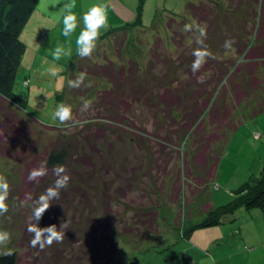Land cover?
<instances>
[{
  "label": "rangeland",
  "instance_id": "rangeland-1",
  "mask_svg": "<svg viewBox=\"0 0 264 264\" xmlns=\"http://www.w3.org/2000/svg\"><path fill=\"white\" fill-rule=\"evenodd\" d=\"M178 1L144 0V25L139 27L111 31L125 23H108L107 29L100 30L108 37L97 40L90 58L75 54L76 39L84 29L80 21L70 37L58 35L50 45L47 40L37 49V43L24 42L13 88L26 99L25 108L0 102V173L10 185L9 210L0 215V230L11 234L10 243L0 246V254L16 251L18 264H264V217L257 206H237L221 222L196 226L185 234V228L198 220L199 212L192 209V202L200 199L193 195L201 190L203 202L208 199L219 206L230 202L235 189L250 175L259 174L264 163V108L251 111L247 104L237 105L233 110L234 127L225 130V139H216L210 147L219 152V158L215 173L203 183L197 175L203 172L201 166L194 163L189 182H183V173L187 175L184 169L180 177L176 174L182 167L181 158L185 161L184 140L186 147L191 143L185 122L194 116L189 110L194 102L188 99V93L211 89L221 70L227 89L241 87L253 98L262 95L260 84L251 85L249 68L254 67L258 83H264V63L256 68V59L261 58H246L243 53L260 45L257 40L264 29V0H241L239 6L230 5L231 16L224 13V17L207 14L211 5L202 2L191 19L193 31L185 32L180 23L171 28L176 46L172 49L165 45L170 32L161 25L164 9L170 11ZM221 6L220 13L228 2ZM227 17L232 18L235 28ZM205 21L209 66L193 73L192 53L199 47L195 25ZM155 35L164 42L152 43ZM226 40L232 41L227 49ZM57 44L70 47L71 56L54 61L52 51ZM110 49L123 59H104ZM130 56L135 59L130 60ZM239 57L242 60L237 63ZM71 61L74 65L70 69ZM53 67L57 76L49 73ZM81 72L87 74L85 84L90 81L91 86L70 88L68 80L76 79ZM109 74L118 85L114 95L104 100L100 90L113 86L103 77ZM145 87L156 95L155 102L138 104L130 100L129 95ZM167 87L177 89L171 92L177 100L176 118L169 112L174 104L162 100L167 97ZM225 97L217 100L223 103ZM84 101H90L91 107L81 112ZM61 102L72 106L76 123L60 124L54 119ZM3 109L11 119L5 118ZM60 147L67 151L64 166L71 179L60 198L52 201L39 226L67 222V229L62 243L54 242L41 251L31 247L32 234L26 230L31 222V201L23 206L21 201L25 193L37 198L54 184L57 177L51 169L38 184L29 183L28 168L36 167L47 153ZM82 158H87L92 167L85 170ZM188 212L193 215L187 216Z\"/></svg>",
  "mask_w": 264,
  "mask_h": 264
},
{
  "label": "trees",
  "instance_id": "trees-1",
  "mask_svg": "<svg viewBox=\"0 0 264 264\" xmlns=\"http://www.w3.org/2000/svg\"><path fill=\"white\" fill-rule=\"evenodd\" d=\"M144 0H138L137 2V8H136V14L133 21L126 22L124 26L120 27H114L111 31H121L122 28L130 27L137 24H143L142 18H141V12H142V3ZM209 2L210 3V9L207 8V14H213L217 15L219 13V8L221 9V4H219L217 1L213 0H197L189 1L187 4V12L188 15H182L175 11H169L168 9H164V16L162 25L164 26L166 31L170 32L169 39L167 38L166 41L168 43H164L165 45L170 46L172 49L176 48L175 41L171 36L173 35V31L171 30L172 27L175 26V24H182L181 27H183L185 24H194L191 19L194 18V14L199 9L202 2ZM37 0H0V102H3L7 105H10L12 108L17 109H24L25 108V102L26 99L19 94L16 93L13 86V79L16 73L17 66L19 64L20 56L24 51L25 43L20 38L19 33L23 26V24L27 21L29 15L31 14L33 8L35 7ZM203 10V9H201ZM205 12V9L204 11ZM155 14V13H154ZM188 18H186V17ZM207 17V16H206ZM155 20L152 18L153 23ZM207 21V20H206ZM203 22L202 24L206 23ZM253 26V25H252ZM160 27L156 26L155 28ZM252 29L250 25V30ZM157 30V29H156ZM110 30L108 32H111ZM158 33V32H157ZM108 37L107 34L103 33L99 36V38ZM161 41V37L159 35H155V38L153 39L152 43ZM163 41V40H162ZM258 43L260 45H255L253 49L251 50L250 47L248 50H244L243 55L246 58L251 57H259L261 59H256L257 61V67L259 68L262 63H264V29L262 28L259 31L258 36ZM164 42V41H163ZM261 46V48L259 47ZM259 47V48H258ZM251 50V51H250ZM257 51V52H255ZM77 54V53H75ZM128 56V55H127ZM109 57V58H108ZM108 57L104 56V59H123L122 55L118 58L117 54L115 52H112V49L108 52ZM148 56H146L144 59H147ZM130 60H134L135 58L130 56ZM139 61L142 59H138ZM242 59L239 57V61L237 63H240ZM243 60H249V59H243ZM119 61V60H118ZM137 61V60H136ZM120 63L122 60L119 61ZM261 62V64H259ZM206 62L202 67V70L207 69L209 65ZM73 61L70 62V69L73 68ZM123 65V64H122ZM207 65V66H206ZM121 66V65H120ZM124 66V65H123ZM206 71V70H205ZM231 71V70H230ZM229 71V73H230ZM222 71H218L217 78H215V83L213 84L212 88L205 89H196L194 91H191L188 93V99L190 101H193L194 104L190 105L192 106L191 109L194 113V116L191 118L190 121L185 122V126H188L189 134L188 137L191 138V143L188 147L186 144V141L184 140L183 149L185 151V161L181 158L182 167L179 170L177 176L180 177V171H184L187 173L185 175L183 172V182L187 183L189 182L188 174H192V167L194 168V164L196 166H201L200 171H203L202 173L197 174L199 180L201 183H203L204 179L207 177H210L215 173V169L217 166V161L219 158V152L216 153V151H212L210 149L212 143L218 139L219 142L225 139L226 131H229L232 129L235 125L234 121V109L236 110L237 105L242 102L248 107L251 111H255L263 109L264 108V83L260 82L258 83L257 78L258 75L257 72L254 70V67L249 68L250 75V82L252 86H255L256 84H260L259 90L261 91L260 98H253V95H248V91L242 89L241 87L236 88V90L231 91L230 89H227V85H225V78L221 73ZM113 73V72H112ZM118 76V75H116ZM103 77L110 79L113 83V86L110 87V89H101V98L104 100H109V95H114V90L117 89L118 81L115 83L114 78L111 74L104 75ZM104 78V79H105ZM118 79V77L116 78ZM183 80L182 76H180V81ZM25 84L27 83V80L25 79L23 81ZM183 83V81H181ZM254 84V85H253ZM175 86V85H174ZM223 87L222 90L220 88ZM177 91V89L174 87L169 88L167 87V97H164L162 100L166 103L174 104L171 106L170 111L172 116L176 118V115L178 113V107H177V100L175 98L176 95H173L171 92L172 90ZM146 87L143 89H140L137 92H133L130 96V100L138 103V104H149L152 102H155L157 100L156 95L152 93L153 91L149 88L148 91H145ZM199 90V91H197ZM165 92V93H166ZM193 93L195 95H193ZM172 95V96H171ZM154 96V97H153ZM226 96L225 99H222L223 103H220L218 101V97ZM105 97V98H104ZM170 98V100H169ZM187 99V100H188ZM124 101H127V98L124 99ZM248 102V103H247ZM227 103V104H226ZM186 102H184V105ZM183 105V106H184ZM0 108H3V104L0 105ZM174 108V109H173ZM185 113L189 115L188 105L185 107ZM1 112H3L5 118L11 119L12 117H9L8 111H5L3 109ZM182 113V109L180 111ZM253 113V112H252ZM1 118V117H0ZM2 124L0 119V125ZM187 128V127H186ZM206 128V130H205ZM1 145V144H0ZM67 159V151L65 147H60L56 150H51L49 153L46 154L44 157V160H48V169H52L53 165L56 164H63L66 162ZM78 160V158L76 159ZM82 162L84 164V169L91 168L92 165H90V161L86 158H82ZM194 163V164H193ZM185 166V167H184ZM38 167V165H36ZM184 167V168H183ZM33 168H35L33 166ZM32 168V169H33ZM184 169V170H183ZM31 170V167L28 168V171ZM205 174V176H203ZM187 176V177H186ZM182 178V177H181ZM185 178L187 180H185ZM201 186V185H200ZM179 191V188H178ZM176 192L177 193L179 192ZM172 192V191H171ZM234 198L225 204L214 206L208 199L201 200L202 192L200 190L199 193L195 196L196 200L199 198L195 204L192 202V209L195 208L196 211L198 210V220L195 222H191L190 226L185 228V234L188 232V230H191L192 228L196 226H205L209 224H216L223 220V216L227 212L233 211L237 206H243L245 208L251 207V206H257L260 208L263 217H264V163L259 171V174L257 176L250 175L249 178L245 181H243L241 184L238 185V187L234 191ZM183 206V204H182ZM183 208V207H181ZM183 211V210H182ZM195 210H193L195 215ZM188 212L187 216H191L193 214H189ZM10 255H6V253L0 254V264H18V254L16 251H10Z\"/></svg>",
  "mask_w": 264,
  "mask_h": 264
},
{
  "label": "clouds",
  "instance_id": "clouds-1",
  "mask_svg": "<svg viewBox=\"0 0 264 264\" xmlns=\"http://www.w3.org/2000/svg\"><path fill=\"white\" fill-rule=\"evenodd\" d=\"M75 5L66 6L68 12L63 19V35L68 38L75 32L77 28V16L71 11V8ZM84 29L80 32L76 39L77 54L81 58H90L96 48V42L101 35L100 30L102 28L107 29L108 18L106 6L102 4L93 5L83 16ZM194 30L192 24H185L184 31L190 32ZM195 30L199 33L196 38V42L199 45L195 49L192 55L195 57L192 63V71L196 73L206 63L207 58L211 56V53L207 50V46L204 44V40L207 36V24L195 25ZM232 41L226 40L224 47L227 49L231 46ZM72 54L71 48H65L63 45L57 44L56 48L52 51V58L54 61H59L63 57H70ZM49 73L52 76H57V69L50 68ZM87 74L81 72L77 75L76 79L68 80V86L70 88H80L81 86L90 87L91 82L85 84ZM91 107L90 101H84L80 111L86 112ZM54 119L60 124H66L69 121L76 123L77 121L73 117V110L70 104L63 102L56 106L54 111ZM2 134V133H0ZM48 160L41 161L38 167L30 170L27 181L29 183H39L40 179L48 174ZM51 171L57 177L54 184L49 186L44 193L39 197L34 198L32 193H25V198L21 201V206L31 201V222L27 225V232L32 234L30 245L33 248H39L41 251L46 247H51L52 244L62 243L65 232L67 229V222H61L59 226L52 224L47 227H40L39 221L42 219L44 213L52 205V201L60 198V193L63 189L67 188L70 182V175L67 173L66 167L63 164H56L52 166ZM10 194V185L4 174L0 173V215H4L8 212L7 200ZM11 241V234L7 231L0 230V246L6 247ZM11 252L6 253L10 255Z\"/></svg>",
  "mask_w": 264,
  "mask_h": 264
},
{
  "label": "crops",
  "instance_id": "crops-1",
  "mask_svg": "<svg viewBox=\"0 0 264 264\" xmlns=\"http://www.w3.org/2000/svg\"><path fill=\"white\" fill-rule=\"evenodd\" d=\"M189 1L196 2L197 0H179L177 2L178 4L170 7V11L182 10L178 13L182 15H188L187 4ZM216 1L223 6L226 4V2H228V6L226 8L225 6L223 7L225 11L218 13L221 16H223L224 13L227 14V16H231L230 11H233L232 6H239L241 3V0ZM137 2L138 0H37L35 7L33 8L27 21L23 24L19 36L25 43L30 42L33 45H36L37 43L36 48L38 49L40 48L41 43H45L48 40L47 42L50 45L54 38H56L58 35H63V19L68 12V7L66 6H71L74 4L75 6L71 8V11L76 14L77 23L79 21L84 23L83 16L90 7L97 4L105 5L108 23L118 25L123 21V23H126L132 21L135 18ZM227 18L230 20L232 27L235 28V25L231 22L232 18ZM139 26H142V24H137V27ZM230 29L231 28H228V30ZM232 30L233 29H231V31ZM42 35L43 39L41 38Z\"/></svg>",
  "mask_w": 264,
  "mask_h": 264
},
{
  "label": "water",
  "instance_id": "water-1",
  "mask_svg": "<svg viewBox=\"0 0 264 264\" xmlns=\"http://www.w3.org/2000/svg\"><path fill=\"white\" fill-rule=\"evenodd\" d=\"M104 264H107V263H104Z\"/></svg>",
  "mask_w": 264,
  "mask_h": 264
}]
</instances>
